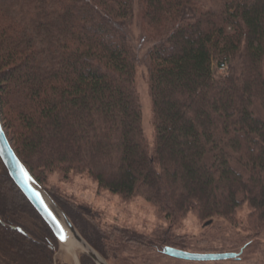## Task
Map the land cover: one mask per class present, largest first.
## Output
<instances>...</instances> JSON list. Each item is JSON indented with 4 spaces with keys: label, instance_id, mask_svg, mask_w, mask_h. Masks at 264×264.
Wrapping results in <instances>:
<instances>
[{
    "label": "trees",
    "instance_id": "16d2710c",
    "mask_svg": "<svg viewBox=\"0 0 264 264\" xmlns=\"http://www.w3.org/2000/svg\"><path fill=\"white\" fill-rule=\"evenodd\" d=\"M142 61L153 148L136 89ZM0 116L43 187L55 171L87 173L126 198L145 189L171 226L189 214L237 226L247 206V231L264 232V0H0ZM49 194L108 262L93 212ZM51 244L0 159V264H54Z\"/></svg>",
    "mask_w": 264,
    "mask_h": 264
},
{
    "label": "rangeland",
    "instance_id": "374dc122",
    "mask_svg": "<svg viewBox=\"0 0 264 264\" xmlns=\"http://www.w3.org/2000/svg\"><path fill=\"white\" fill-rule=\"evenodd\" d=\"M131 36L135 46L141 44L142 34L137 22L131 28ZM146 49L139 54L140 59ZM136 89L141 104L144 134L153 148V108L144 61L137 69ZM43 189L70 203L86 206L93 212L91 221L107 237L108 264H264V232L254 237L247 231L250 213L247 206L238 211L237 226L223 219L202 222L194 214H189L179 224L171 226L170 221L148 201L143 188H139L134 196L126 198L100 189L87 173L65 176L55 171L46 176ZM3 190L5 196L11 198L7 187ZM165 238L170 239V244L182 252L200 255L238 254L239 258L207 262L176 259L163 254L165 247H162L160 240ZM174 241L176 243L172 244ZM52 245L55 247L54 264H76V258L79 260L82 257L79 249L71 254L60 248L58 243Z\"/></svg>",
    "mask_w": 264,
    "mask_h": 264
},
{
    "label": "water",
    "instance_id": "95a60500",
    "mask_svg": "<svg viewBox=\"0 0 264 264\" xmlns=\"http://www.w3.org/2000/svg\"><path fill=\"white\" fill-rule=\"evenodd\" d=\"M0 159L14 184L51 229L60 248L71 254H74L76 249H79L82 251V255L91 259L95 264H108L106 259L82 238L66 214L20 161L4 130L1 117ZM16 230L28 236L22 229L16 228ZM74 244H78V246ZM50 247L53 251L55 250L52 244ZM163 254L176 259L196 262L238 259V254H190L171 247H165ZM76 261V264H81L80 259L76 258Z\"/></svg>",
    "mask_w": 264,
    "mask_h": 264
},
{
    "label": "built area",
    "instance_id": "2783aa9c",
    "mask_svg": "<svg viewBox=\"0 0 264 264\" xmlns=\"http://www.w3.org/2000/svg\"><path fill=\"white\" fill-rule=\"evenodd\" d=\"M215 66H216L218 74L220 75H223L228 71V64L225 61H221L217 63Z\"/></svg>",
    "mask_w": 264,
    "mask_h": 264
},
{
    "label": "bare ground",
    "instance_id": "6f19581e",
    "mask_svg": "<svg viewBox=\"0 0 264 264\" xmlns=\"http://www.w3.org/2000/svg\"><path fill=\"white\" fill-rule=\"evenodd\" d=\"M75 246H78V244H74ZM75 248H77V247H75ZM76 250H78V249H76Z\"/></svg>",
    "mask_w": 264,
    "mask_h": 264
}]
</instances>
